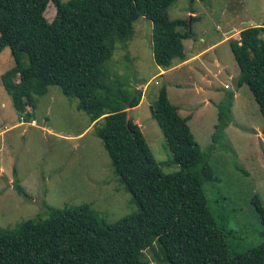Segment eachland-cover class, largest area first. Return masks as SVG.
I'll use <instances>...</instances> for the list:
<instances>
[{
    "label": "trees",
    "instance_id": "16d2710c",
    "mask_svg": "<svg viewBox=\"0 0 264 264\" xmlns=\"http://www.w3.org/2000/svg\"><path fill=\"white\" fill-rule=\"evenodd\" d=\"M177 0H0V52L8 47L14 64L1 75L14 108L32 122L35 95L51 85L76 98L106 150L118 181L137 210L107 222L89 203L52 207L0 228V264H264V241L241 253L228 245L232 231L210 210L203 185L215 180L188 120L167 94L158 90L152 106L179 170L162 171L136 120L127 116L142 91L128 75L114 74L107 63L120 43L133 35L138 17L152 22V55L170 68L184 61V38L199 19L169 18ZM194 0H191V2ZM55 6L51 21L45 17ZM190 29V30H189ZM229 40L239 68L237 86L247 84L264 119V24L241 29ZM234 93L217 103L211 147L229 124ZM264 132V130H263ZM14 188L24 194L22 187ZM264 226V205L252 200ZM264 235V231H263Z\"/></svg>",
    "mask_w": 264,
    "mask_h": 264
},
{
    "label": "rangeland",
    "instance_id": "374dc122",
    "mask_svg": "<svg viewBox=\"0 0 264 264\" xmlns=\"http://www.w3.org/2000/svg\"><path fill=\"white\" fill-rule=\"evenodd\" d=\"M166 12L171 19L199 17L191 25L192 37L183 39L186 55L203 51L198 60L173 67L181 62L176 60L172 70L160 73L166 68L153 60L152 22L140 16L132 38L125 47L117 43L107 65L114 74L134 78L133 87L141 89L140 103L127 116L136 120L165 173L178 171L179 165L152 117L160 86L166 85L181 115H191L190 130L216 177L203 185L210 210L232 231L229 248L241 253L264 241V226L252 202L257 195L264 205V119L248 85L237 86L239 68L229 40H236L245 27L264 24V0H177ZM54 15L49 2L45 17L51 21ZM13 64L6 47L0 52V228L45 215L46 205L89 203L107 222L135 212L138 208L114 174L88 115L77 109L78 100L51 85L34 96V120L25 121L1 82ZM229 92L236 94L229 124L211 147L217 103ZM149 253L147 264H157Z\"/></svg>",
    "mask_w": 264,
    "mask_h": 264
},
{
    "label": "crops",
    "instance_id": "0c3cea01",
    "mask_svg": "<svg viewBox=\"0 0 264 264\" xmlns=\"http://www.w3.org/2000/svg\"><path fill=\"white\" fill-rule=\"evenodd\" d=\"M238 33H239V32H238ZM206 49H207V48H206ZM206 49H205V50H206ZM202 52H203V51L198 52V53H193V54L190 55V56H189V55H186V59H185L184 61L178 63L177 65H175V66H173V67H182V66H188V65L192 64L194 61L198 60V58L200 57V55H201ZM213 63H215L216 65H218V63H220V62H219V61L216 62V60H214ZM173 67L168 68V69H165V70H161L160 73L165 74V73H167L169 70H172ZM235 97H236V94H234V99H235ZM188 121H189V120H188ZM32 122H33V121H32ZM32 122H31V123H32Z\"/></svg>",
    "mask_w": 264,
    "mask_h": 264
},
{
    "label": "water",
    "instance_id": "95a60500",
    "mask_svg": "<svg viewBox=\"0 0 264 264\" xmlns=\"http://www.w3.org/2000/svg\"><path fill=\"white\" fill-rule=\"evenodd\" d=\"M191 3V0H189V4ZM190 6V5H189ZM189 12H191V10H189ZM191 17L192 15H190V17L188 18V24H189V28H190V24H191ZM190 30V29H189ZM134 79V78H133ZM135 83V82H134Z\"/></svg>",
    "mask_w": 264,
    "mask_h": 264
}]
</instances>
